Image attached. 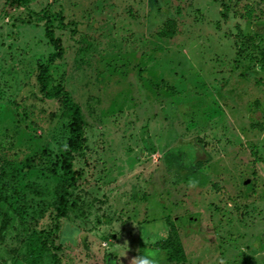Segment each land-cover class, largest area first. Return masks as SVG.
Masks as SVG:
<instances>
[{
    "label": "rangeland",
    "instance_id": "obj_1",
    "mask_svg": "<svg viewBox=\"0 0 264 264\" xmlns=\"http://www.w3.org/2000/svg\"><path fill=\"white\" fill-rule=\"evenodd\" d=\"M9 2L0 0V264H23L38 231L49 233L38 264H128L122 252L145 250L158 264H264V0ZM37 12L62 49L48 87H62L84 121L57 220L69 121L36 88L53 52Z\"/></svg>",
    "mask_w": 264,
    "mask_h": 264
},
{
    "label": "trees",
    "instance_id": "obj_2",
    "mask_svg": "<svg viewBox=\"0 0 264 264\" xmlns=\"http://www.w3.org/2000/svg\"><path fill=\"white\" fill-rule=\"evenodd\" d=\"M27 4L28 0H10L9 2L10 7L24 8ZM221 11V17H224L227 7L222 6ZM31 14L37 17L36 20L43 21V37L53 49V52L48 55L44 63L38 68L37 74L35 76L37 91L45 100L57 101L61 112L69 121L67 131L68 137L65 148L61 152L60 158L63 182L59 190L56 203L53 206L54 217L57 220L64 217L67 209L70 207V204L67 200V192L75 185L76 182V174L72 170V159L73 156L78 154L83 148L84 139L82 130L84 127V121L79 107L71 100L69 94L62 87L59 85L48 87V66L53 61L61 57L62 49L60 47L59 40L53 35L51 21L47 18L46 13L37 12ZM255 38H258L259 40L257 34L253 33L251 36L247 37V42L254 43ZM262 43L264 48V41H262ZM255 48L258 49V46ZM259 58V63L262 65V62H264V51L260 50ZM48 249L49 233L42 231L31 232L25 240L23 264L40 263L44 254L48 252Z\"/></svg>",
    "mask_w": 264,
    "mask_h": 264
},
{
    "label": "clouds",
    "instance_id": "obj_3",
    "mask_svg": "<svg viewBox=\"0 0 264 264\" xmlns=\"http://www.w3.org/2000/svg\"><path fill=\"white\" fill-rule=\"evenodd\" d=\"M190 186H195L194 182L190 184ZM103 247L107 248L108 245L105 243ZM119 247V246H118ZM123 247H128V242L125 241ZM158 253L155 250H145L143 255H133L129 257L127 255V251L121 253V257L128 261V264H158L157 260Z\"/></svg>",
    "mask_w": 264,
    "mask_h": 264
},
{
    "label": "water",
    "instance_id": "obj_4",
    "mask_svg": "<svg viewBox=\"0 0 264 264\" xmlns=\"http://www.w3.org/2000/svg\"><path fill=\"white\" fill-rule=\"evenodd\" d=\"M246 182H247V181H243V183H242V184H243V185H246Z\"/></svg>",
    "mask_w": 264,
    "mask_h": 264
}]
</instances>
